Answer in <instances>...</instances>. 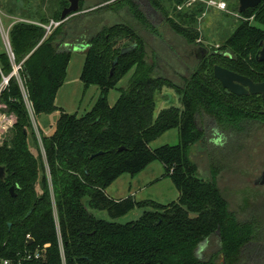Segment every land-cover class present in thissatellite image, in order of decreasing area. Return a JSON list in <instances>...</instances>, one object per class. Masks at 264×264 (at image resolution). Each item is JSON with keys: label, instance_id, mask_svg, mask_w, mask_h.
<instances>
[{"label": "trees", "instance_id": "trees-1", "mask_svg": "<svg viewBox=\"0 0 264 264\" xmlns=\"http://www.w3.org/2000/svg\"><path fill=\"white\" fill-rule=\"evenodd\" d=\"M31 1L6 0L4 6L21 21L9 31L11 53L0 51V86L9 78L0 95V112L16 119L11 137L0 146V166L6 168L5 179H0V264H18L20 256L36 250L42 258L22 264H264V208L245 218L235 213L215 181L199 177V166L190 158L195 146L217 150L220 135H234L235 141L245 137L246 129L264 125V100L238 97L214 75L219 65L264 83V63L257 59L264 44V0L239 14L248 20H241L217 53L197 61L177 82L162 73L161 60L150 54L143 34L155 37L158 30L138 1L96 0L104 6L92 17L109 11L126 22L105 26L93 36L95 27L82 23V17L48 32L51 21L43 7L48 0H33L40 5L36 11ZM148 1L187 45L204 48L196 27L204 6L178 12L186 0ZM234 1L229 9L239 13V0ZM67 5L58 1L53 22H61ZM123 43L138 47L121 55ZM81 45L86 47L80 77L84 92L100 90L95 105L83 115L56 105L73 48ZM131 71L127 83L118 87ZM166 87L179 95L181 106L164 109L155 118L156 95ZM113 90L119 97L111 105ZM57 112L53 134H44L37 125L44 158L33 120L37 124V117ZM209 128L219 131L214 139ZM173 129L179 132L178 145L151 148ZM155 162L164 166L165 177L177 189L176 202H138L132 197L116 201L108 196L107 189L121 176L134 177ZM137 208L143 210L138 220L116 222ZM96 212L107 213L111 220L98 218ZM216 239L217 250L211 251Z\"/></svg>", "mask_w": 264, "mask_h": 264}, {"label": "rangeland", "instance_id": "rangeland-1", "mask_svg": "<svg viewBox=\"0 0 264 264\" xmlns=\"http://www.w3.org/2000/svg\"><path fill=\"white\" fill-rule=\"evenodd\" d=\"M5 1L6 0H0V51L8 49L7 36H9V31L16 22L21 21V19L18 18L19 16H11L8 11L4 9ZM58 1L59 0H48L43 4L45 12L47 16L50 17L49 20L51 22L54 21L51 19V15L53 9L55 10L57 8L56 5ZM226 1L228 4L229 1L232 5L236 4L234 0ZM31 4L33 11H36L38 8L37 6H40L38 1L32 0ZM102 6L104 5H98L96 0H83L82 11H84V14L78 17L83 18L82 23L93 25L95 27V30L91 32L90 36L98 33L105 26L111 27L126 22V20L109 11H102L100 15L97 14L95 17H92L96 12L95 10ZM164 6L168 9L171 7L170 3L167 1L164 2ZM151 10L155 16L151 21L157 26L158 31L156 32L157 34H155V37L148 33H144L143 36L145 40H149L150 54L153 55V52L157 55V59L161 60V66L164 68L162 73L166 77L172 78L177 82L179 76L188 75L189 72L195 68L194 66L196 65L197 60L191 55L194 45H187V42L182 35L172 30L170 24L161 12L153 7ZM170 13L172 16L170 17L174 19L176 13H174L172 9ZM241 20L247 21L248 19L242 18L233 7H231L228 12H222L214 8L208 10L203 21L196 23L197 30L200 33V43L203 44L204 48L209 49L212 54L217 53L219 48H221L226 40L233 34ZM251 23L252 25L257 24L254 20H251ZM257 26L261 27L259 24H257ZM134 28H137V25H134ZM124 43L120 46L122 49L127 47V44ZM83 48V45L80 46V49L77 47L73 48V55L68 68L67 79L63 86L65 87L64 91L67 93L69 92L70 94V98L67 100L66 106L64 107L70 113L76 110L75 106L78 107L83 95L84 103L89 105L95 104L100 96V90L98 87H91L87 92H84V86L80 79L85 62L84 51L86 48ZM132 73L133 71L128 73L119 83L118 87L124 86ZM118 97L119 92L117 90L110 92L109 100H112L111 105L116 103ZM59 102L62 103L63 100L60 99ZM155 102V118H157L160 112L164 109L181 106L179 95L173 89L167 87L157 93ZM59 106L62 105L59 104ZM1 108L2 107L0 106V109ZM90 110V107L86 109L83 105L82 108L80 107L78 113L79 115H83ZM58 117L59 112L49 116L41 115L37 117V124L33 120L35 132L40 142L44 158L45 155L42 148L41 135L39 134L37 125L44 134L51 135L55 130ZM14 120H16L15 117ZM209 132L213 135L211 136L213 139L217 132L219 134L218 130L213 133L211 128H209ZM10 133V130L4 131L3 129H0V146L5 140L11 137ZM245 133L244 138L235 141L232 140L234 135L231 137L228 135H220V141H215L218 143V147H216L217 150H214L210 145L207 147L206 151L200 150L196 146L190 150L191 160L199 166V177L206 181H215L218 188H220L227 198L234 212L240 213V216L243 217L249 215L251 212L253 214L254 209H257L258 207H260V209L264 208V206L261 207V205L264 204V186H254V181L258 179L264 171V125H255L252 128L246 129ZM228 139L230 143L226 145ZM178 144L179 132L177 129H173L164 134L158 140L154 141L150 146L152 149H157L164 145L175 146ZM158 164L159 163H155L152 168L158 166ZM156 175L158 176V174ZM130 178V175H125L121 179V183H116L115 186L121 184V187L123 188L124 182L125 190L126 187H129L128 181L131 180ZM146 193L149 195H155L154 197H157L155 200L162 204L176 202V197L179 195L177 189L170 180L156 185ZM142 214L143 210L137 208L127 216L117 219L116 222L120 224L130 223L138 220ZM96 216L101 219L111 220L105 212H96ZM216 250L217 243L216 240H214L211 251Z\"/></svg>", "mask_w": 264, "mask_h": 264}, {"label": "water", "instance_id": "water-1", "mask_svg": "<svg viewBox=\"0 0 264 264\" xmlns=\"http://www.w3.org/2000/svg\"><path fill=\"white\" fill-rule=\"evenodd\" d=\"M70 6L65 8L61 14V21H66L68 17L79 10V2L80 0H68ZM261 4V0H239V14H243L244 12L255 9ZM8 50H11L10 48V42L7 41ZM78 49H80V46H76ZM138 47L137 44H134L132 46L123 48L121 51V55H126L128 53L133 52ZM207 49L206 48H200L196 51V58L198 61L203 60L207 55ZM194 55V54H192ZM258 61L264 63V46L261 49V51L258 54L257 57ZM119 63V59L116 58L115 61L112 64V70H111V76L114 74L115 69ZM214 75L215 78L221 83L222 87L229 91L230 93L238 96H260L264 100V83H256L252 79L242 76L236 72H233L231 70H228L226 68H223L219 65L214 66ZM123 148H120V151H122ZM6 176V168L0 166V179L4 180ZM254 186H264V172L262 175L254 181ZM10 193L12 196L15 195L14 188L10 189ZM31 212H29L28 216L31 215ZM33 241H30L29 244H32Z\"/></svg>", "mask_w": 264, "mask_h": 264}, {"label": "crops", "instance_id": "crops-1", "mask_svg": "<svg viewBox=\"0 0 264 264\" xmlns=\"http://www.w3.org/2000/svg\"><path fill=\"white\" fill-rule=\"evenodd\" d=\"M86 47H84L83 49H85ZM82 49V50H83ZM86 52V50L84 51V53ZM65 87H62V89L59 91L57 99H58V104H57V99H56V105L59 108L64 109L65 111H67L64 107L66 106L67 100L70 98V94L69 92L67 93L66 91H64ZM86 95V93H85ZM60 99L63 100L62 103H60ZM109 103H112V100H109ZM62 105V106H59ZM75 105V102H74ZM84 105V107L86 109H88L89 107L92 109V107L95 104H85L84 103V95L78 105V107L75 106L76 110L73 111L70 114H74V113H78L80 107L82 108V106ZM155 163H159V162H155ZM155 163H152L150 166H148L142 173L136 175V176H131V180L128 181L129 187L125 188L124 190V182H123V188L121 187V184L118 186H115L116 183H121V179L128 174H125L123 176H121L118 180H116L108 189H107V194L109 197H111L112 199L116 200V201H121L123 199H126L128 197H132L134 198L136 201H145V200H153L155 202L160 203L159 201L155 200L154 197L155 195H149L146 192L149 191V189L155 187L156 185H159L160 183L170 180V178L165 177V169L164 166L159 163L158 166H154L153 165ZM158 174V176L156 175ZM131 181V182H130ZM172 182V181H171ZM173 183V182H172ZM174 185V184H173ZM179 196V195H178ZM176 197V199L178 200L179 197ZM162 204V203H161Z\"/></svg>", "mask_w": 264, "mask_h": 264}, {"label": "built area", "instance_id": "built-area-1", "mask_svg": "<svg viewBox=\"0 0 264 264\" xmlns=\"http://www.w3.org/2000/svg\"><path fill=\"white\" fill-rule=\"evenodd\" d=\"M197 5H202L205 7L204 12L197 17L198 22H202L203 19L206 17L208 10L214 8L222 12H228L229 11V4L226 0H186L184 3L177 6L178 12H183L185 10H191ZM54 26L56 28L59 26V23L51 22V24L46 27L48 32L51 31V28ZM7 41H9V38L7 36ZM201 40H199L200 42ZM11 53V50H9ZM18 68L15 70V74H17ZM9 78H4L3 83L0 86V95L1 92L4 90V88L8 85ZM11 117V118H10ZM16 120H14L13 115H7L0 112V129H3L4 131H9L13 127ZM42 258V254L36 250L35 252L31 253H25L24 255L20 256L18 259V264H22L23 262L27 261H39ZM3 264H11L10 260H4Z\"/></svg>", "mask_w": 264, "mask_h": 264}, {"label": "flooded vegetation", "instance_id": "flooded-vegetation-1", "mask_svg": "<svg viewBox=\"0 0 264 264\" xmlns=\"http://www.w3.org/2000/svg\"><path fill=\"white\" fill-rule=\"evenodd\" d=\"M67 1V7H69L70 6V4H69V1L68 0H66ZM136 1H138L139 3H140V5L142 6V8H144V10H145V12H146V15L148 16V18L149 19H151V20H153L154 18H155V16H154V13L152 12V10H151V4L149 3V1L148 0H136ZM82 5H83V0H80V2H79V10L77 11V12H75V13H72L69 17H68V19L66 20V21H69L70 19H73V18H75V17H78V16H80V15H82V14H84V11H82ZM66 7V8H67ZM151 7V8H150ZM65 9V8H64ZM62 12H63V10H62ZM62 12H61V14H62ZM66 21H64V22H66ZM81 22L83 21V19H81L80 20ZM59 23V25L61 24V23H63V21H61V22H58ZM263 46H264V44H263ZM263 46H262V48H263ZM129 47V46H128ZM202 48V47H201ZM261 48V49H262ZM200 49V47H196V48H194L193 50H192V52H191V55L192 54H194L193 56H194V58L197 60V58H196V51L197 50H199ZM208 51H207V55H206V57L203 59V60H205L207 57H210V56H212V52L211 51H209V49H207ZM261 51V50H260ZM259 51V52H260ZM259 52H258V54H259ZM257 57H258V55H257ZM203 60H201V61H203ZM198 61V60H197ZM222 67V66H221ZM224 68V67H223ZM264 172V171H263ZM262 172V173H263ZM262 175V174H261ZM216 243H217V247H218V245H219V240H217L216 239ZM211 247H212V245H211ZM222 262H223V260H222ZM221 262V264H224V262L222 263Z\"/></svg>", "mask_w": 264, "mask_h": 264}]
</instances>
